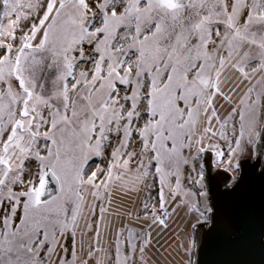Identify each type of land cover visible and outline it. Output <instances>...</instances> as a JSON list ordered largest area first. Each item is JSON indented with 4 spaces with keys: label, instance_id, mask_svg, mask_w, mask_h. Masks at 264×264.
<instances>
[{
    "label": "snow or ice",
    "instance_id": "6c2138e0",
    "mask_svg": "<svg viewBox=\"0 0 264 264\" xmlns=\"http://www.w3.org/2000/svg\"><path fill=\"white\" fill-rule=\"evenodd\" d=\"M154 248L264 264V0H0V264Z\"/></svg>",
    "mask_w": 264,
    "mask_h": 264
},
{
    "label": "water",
    "instance_id": "95a60500",
    "mask_svg": "<svg viewBox=\"0 0 264 264\" xmlns=\"http://www.w3.org/2000/svg\"><path fill=\"white\" fill-rule=\"evenodd\" d=\"M257 227H259V221L257 220ZM241 258H250L254 261L259 262L261 259L259 252L257 251L253 256L251 257H236V256H230L227 254H220L215 248H213L212 251L205 255H201L199 251H197L196 255L193 257V260H200L202 264H212L213 261H225V260H232V259H241Z\"/></svg>",
    "mask_w": 264,
    "mask_h": 264
},
{
    "label": "rangeland",
    "instance_id": "374dc122",
    "mask_svg": "<svg viewBox=\"0 0 264 264\" xmlns=\"http://www.w3.org/2000/svg\"><path fill=\"white\" fill-rule=\"evenodd\" d=\"M185 219L186 218L183 216V213H181L180 216L176 218L175 223L172 224V227L169 230L170 233L174 235L175 232L180 231V229L184 227ZM181 235H183V233H181ZM173 255H174L175 258L173 259V257H169V259L172 260V264H176V262L180 259V255H176L175 253ZM153 260H156V261H160L161 260V256L155 250V248L149 253V264H153Z\"/></svg>",
    "mask_w": 264,
    "mask_h": 264
}]
</instances>
